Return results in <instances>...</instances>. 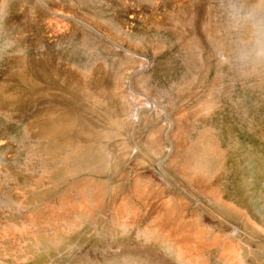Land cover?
<instances>
[{
	"label": "rangeland",
	"instance_id": "obj_1",
	"mask_svg": "<svg viewBox=\"0 0 264 264\" xmlns=\"http://www.w3.org/2000/svg\"><path fill=\"white\" fill-rule=\"evenodd\" d=\"M0 264H264V0H0Z\"/></svg>",
	"mask_w": 264,
	"mask_h": 264
},
{
	"label": "crops",
	"instance_id": "obj_2",
	"mask_svg": "<svg viewBox=\"0 0 264 264\" xmlns=\"http://www.w3.org/2000/svg\"><path fill=\"white\" fill-rule=\"evenodd\" d=\"M184 252H186L185 250H183ZM198 251H201L200 249H198Z\"/></svg>",
	"mask_w": 264,
	"mask_h": 264
}]
</instances>
